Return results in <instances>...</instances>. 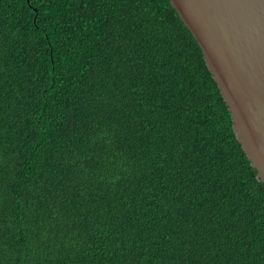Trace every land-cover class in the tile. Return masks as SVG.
Segmentation results:
<instances>
[{
    "label": "trees",
    "instance_id": "trees-1",
    "mask_svg": "<svg viewBox=\"0 0 264 264\" xmlns=\"http://www.w3.org/2000/svg\"><path fill=\"white\" fill-rule=\"evenodd\" d=\"M0 264H264V182L170 0H0Z\"/></svg>",
    "mask_w": 264,
    "mask_h": 264
},
{
    "label": "water",
    "instance_id": "water-1",
    "mask_svg": "<svg viewBox=\"0 0 264 264\" xmlns=\"http://www.w3.org/2000/svg\"><path fill=\"white\" fill-rule=\"evenodd\" d=\"M198 41L264 182V0H170Z\"/></svg>",
    "mask_w": 264,
    "mask_h": 264
}]
</instances>
